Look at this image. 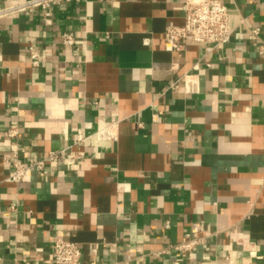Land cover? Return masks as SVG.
<instances>
[{"label":"crops","instance_id":"1","mask_svg":"<svg viewBox=\"0 0 264 264\" xmlns=\"http://www.w3.org/2000/svg\"><path fill=\"white\" fill-rule=\"evenodd\" d=\"M29 1L0 0V264H56L59 236L87 263L264 264V0H223L235 30L210 53L165 47L186 0H60L49 16L16 7ZM108 121L114 136L76 145L83 157L7 179L14 152L39 157ZM195 223L191 252L164 251Z\"/></svg>","mask_w":264,"mask_h":264},{"label":"built area","instance_id":"2","mask_svg":"<svg viewBox=\"0 0 264 264\" xmlns=\"http://www.w3.org/2000/svg\"><path fill=\"white\" fill-rule=\"evenodd\" d=\"M58 1L60 0H31L20 3L16 7L18 9H31L35 6H40L46 9L45 14L49 16L53 13L51 9L52 2ZM184 11L183 24H169L165 29V47L168 50L177 51L184 49L185 40L190 39L193 42L204 44L206 52L210 53L231 40L235 27L231 22L230 10L223 0H186ZM260 32V26L250 27L247 33L248 40H259ZM76 38L77 36L71 31H64L61 34V40L65 46H72L76 42ZM28 51L29 60L33 65L39 66L43 61L42 50L31 44L28 47ZM185 83L188 92L199 90L196 80L186 78ZM178 85L179 78L174 79L170 84L171 87H177ZM114 126V121L105 122L94 134L74 139L69 146L51 149L47 154L39 157H30L27 160H23L17 156L18 152L16 151L14 152L16 158L13 161V168L10 170L7 179L21 182L25 179L29 169H35L44 173L54 166L60 158L79 159L84 156L85 150L76 147V145H83L92 136H96L100 140L112 138L114 136ZM4 135L18 141L19 128L16 125H11L5 130ZM18 148L21 151H26V148L23 146L18 145ZM199 231L200 226L198 223H195L190 232H186L181 240L169 244L164 251H174L181 254L191 252L199 242L194 233L196 234ZM51 257L56 264H101L97 261L85 262L79 242L61 236L57 237L53 242Z\"/></svg>","mask_w":264,"mask_h":264}]
</instances>
